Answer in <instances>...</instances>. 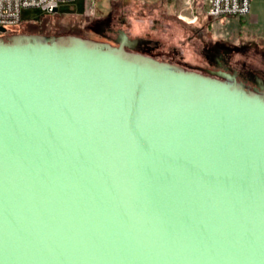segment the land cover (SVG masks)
Here are the masks:
<instances>
[{
	"label": "water",
	"instance_id": "obj_1",
	"mask_svg": "<svg viewBox=\"0 0 264 264\" xmlns=\"http://www.w3.org/2000/svg\"><path fill=\"white\" fill-rule=\"evenodd\" d=\"M123 48L0 39V264H264V97Z\"/></svg>",
	"mask_w": 264,
	"mask_h": 264
},
{
	"label": "rangeland",
	"instance_id": "obj_2",
	"mask_svg": "<svg viewBox=\"0 0 264 264\" xmlns=\"http://www.w3.org/2000/svg\"><path fill=\"white\" fill-rule=\"evenodd\" d=\"M91 2H62L52 14L24 8L22 22L0 32V39L35 34L51 42L75 36L106 48L124 43L126 54L146 55L166 68L197 72L264 97V53L229 51L241 48L246 38L239 34L238 17L212 18L209 5L198 7L194 0H100L93 13Z\"/></svg>",
	"mask_w": 264,
	"mask_h": 264
},
{
	"label": "built area",
	"instance_id": "obj_3",
	"mask_svg": "<svg viewBox=\"0 0 264 264\" xmlns=\"http://www.w3.org/2000/svg\"><path fill=\"white\" fill-rule=\"evenodd\" d=\"M66 1L70 0H0V26L7 28L19 25L24 8L36 7L46 14H52L58 11L60 3ZM98 1L92 0L91 13ZM195 3L199 6L208 4V15L212 18L245 17L251 12V0H196Z\"/></svg>",
	"mask_w": 264,
	"mask_h": 264
},
{
	"label": "crops",
	"instance_id": "obj_4",
	"mask_svg": "<svg viewBox=\"0 0 264 264\" xmlns=\"http://www.w3.org/2000/svg\"><path fill=\"white\" fill-rule=\"evenodd\" d=\"M195 1L196 0H194V3ZM197 6L204 7L206 5ZM183 18L186 20L190 19V17L185 15H183ZM238 18L240 20L239 34H244L246 38L244 40L242 39L240 44L241 48L231 46L229 47V51H233L232 48L236 50H247L248 48H251L264 53V0H251L250 14L245 17ZM247 24H249V26Z\"/></svg>",
	"mask_w": 264,
	"mask_h": 264
}]
</instances>
